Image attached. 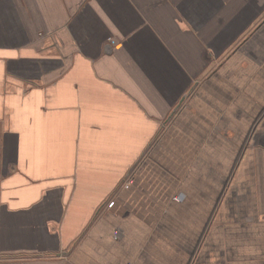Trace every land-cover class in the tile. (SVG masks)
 I'll return each mask as SVG.
<instances>
[{"label": "crops", "instance_id": "crops-1", "mask_svg": "<svg viewBox=\"0 0 264 264\" xmlns=\"http://www.w3.org/2000/svg\"><path fill=\"white\" fill-rule=\"evenodd\" d=\"M0 264H264V0H0Z\"/></svg>", "mask_w": 264, "mask_h": 264}, {"label": "water", "instance_id": "water-1", "mask_svg": "<svg viewBox=\"0 0 264 264\" xmlns=\"http://www.w3.org/2000/svg\"><path fill=\"white\" fill-rule=\"evenodd\" d=\"M183 100H184V98L180 101V103L178 104L177 108H178L179 106H181ZM177 108L174 110V112L177 110ZM174 112H173V113H174ZM173 113H172V114H173ZM172 114H171V115H172Z\"/></svg>", "mask_w": 264, "mask_h": 264}, {"label": "built area", "instance_id": "built-area-1", "mask_svg": "<svg viewBox=\"0 0 264 264\" xmlns=\"http://www.w3.org/2000/svg\"><path fill=\"white\" fill-rule=\"evenodd\" d=\"M132 183H133V180L130 179V180L128 181V185H130V184H132Z\"/></svg>", "mask_w": 264, "mask_h": 264}]
</instances>
